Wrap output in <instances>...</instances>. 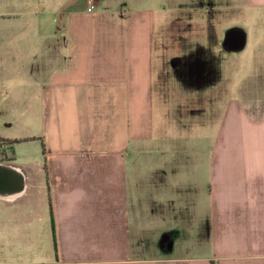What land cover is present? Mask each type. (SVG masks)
I'll list each match as a JSON object with an SVG mask.
<instances>
[{"label":"crops","instance_id":"obj_1","mask_svg":"<svg viewBox=\"0 0 264 264\" xmlns=\"http://www.w3.org/2000/svg\"><path fill=\"white\" fill-rule=\"evenodd\" d=\"M154 1L0 0V19L31 28L25 63L0 65V138L24 104L41 143L0 159V264H264V63L250 94H226L220 61L246 32L235 48L225 25L163 79Z\"/></svg>","mask_w":264,"mask_h":264},{"label":"rangeland","instance_id":"obj_2","mask_svg":"<svg viewBox=\"0 0 264 264\" xmlns=\"http://www.w3.org/2000/svg\"><path fill=\"white\" fill-rule=\"evenodd\" d=\"M177 1V0H175ZM171 0H155L150 4L155 6V31L153 36V47L156 58L161 65L163 79L183 80L182 70L185 68L187 55L191 51V42L195 45L198 41L212 42L220 34L222 28L230 22H237L240 30L245 34V47L233 58H226L220 61L221 80L228 85L226 94H232V85L241 83L243 94L252 92L250 85V75L255 65L264 63V8L251 7L242 3L239 7L230 8L220 5L213 6V0H195L199 6L194 8L186 7V0H178L176 3ZM194 1V2H195ZM216 1V0H214ZM195 2V3H196ZM210 2V3H209ZM192 0H189L191 5ZM202 3H204L202 5ZM42 8H35V12H41ZM50 11L48 16H52L54 8L44 9ZM217 12L219 14L217 15ZM46 16V14L44 13ZM226 17V18H225ZM215 22H212V20ZM36 23L33 28L36 29ZM31 28L24 22L15 18L0 19V65L8 67L13 71L25 63V52L29 47L28 34ZM204 45V44H203ZM205 45H208L205 43ZM34 48H40L41 42L34 41ZM207 48V47H205ZM1 74L0 78L9 79L13 76ZM198 79H208V73L196 74ZM6 104H1L5 107ZM13 113L8 114L5 119L10 121V125L4 130L6 134L16 136L9 143L6 141L5 148H1L5 157L12 162L29 161L40 156L41 143L38 138L30 137L32 128L31 119L26 115L25 105L16 104L12 107ZM4 120L0 117V123ZM4 127V125H3ZM14 142L17 144L15 145ZM12 146H14L13 152Z\"/></svg>","mask_w":264,"mask_h":264},{"label":"water","instance_id":"obj_3","mask_svg":"<svg viewBox=\"0 0 264 264\" xmlns=\"http://www.w3.org/2000/svg\"><path fill=\"white\" fill-rule=\"evenodd\" d=\"M234 30L239 32V40L236 42L235 48H240L244 43V36L245 34L240 30V27L238 25H230L224 29V36H228L231 32Z\"/></svg>","mask_w":264,"mask_h":264},{"label":"trees","instance_id":"obj_4","mask_svg":"<svg viewBox=\"0 0 264 264\" xmlns=\"http://www.w3.org/2000/svg\"><path fill=\"white\" fill-rule=\"evenodd\" d=\"M0 140H1L3 143H6V141H7V140L2 139V138H0ZM7 142H8V141H7ZM4 158H6V157H5L4 153H3L2 157H0V159H4ZM48 209H49L50 229H51V234H53L52 215H51V208H50V204H49V202H48ZM53 249H54V251H55V247H54V245H53ZM207 264H216V262H215L214 260H212V259H209V260L207 261Z\"/></svg>","mask_w":264,"mask_h":264},{"label":"built area","instance_id":"obj_5","mask_svg":"<svg viewBox=\"0 0 264 264\" xmlns=\"http://www.w3.org/2000/svg\"><path fill=\"white\" fill-rule=\"evenodd\" d=\"M86 2L88 4L87 9H89L91 4H92V0H86ZM1 148H3V142L0 140V150H1Z\"/></svg>","mask_w":264,"mask_h":264}]
</instances>
